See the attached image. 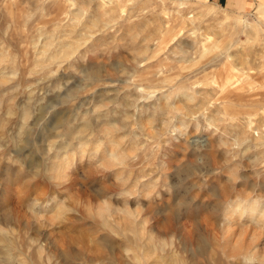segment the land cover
<instances>
[{
    "label": "clouds",
    "instance_id": "9594fccd",
    "mask_svg": "<svg viewBox=\"0 0 264 264\" xmlns=\"http://www.w3.org/2000/svg\"><path fill=\"white\" fill-rule=\"evenodd\" d=\"M0 264H264V0H0Z\"/></svg>",
    "mask_w": 264,
    "mask_h": 264
}]
</instances>
